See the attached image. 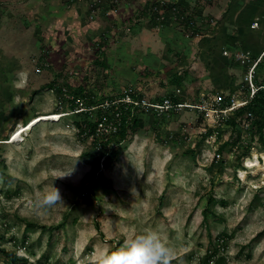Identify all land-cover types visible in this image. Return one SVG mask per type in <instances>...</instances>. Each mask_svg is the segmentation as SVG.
Returning a JSON list of instances; mask_svg holds the SVG:
<instances>
[{"label": "rangeland", "instance_id": "374dc122", "mask_svg": "<svg viewBox=\"0 0 264 264\" xmlns=\"http://www.w3.org/2000/svg\"><path fill=\"white\" fill-rule=\"evenodd\" d=\"M230 4L235 1L191 0L186 15L220 22ZM29 10L25 0H0L1 246L24 258L23 264H99L125 239L151 228L174 248L171 264H213L206 257L223 239L221 264H264V152L257 139L251 141L247 121L239 125L238 145L219 151L237 134L210 111L185 108L165 118L146 117L112 164L96 172L89 156L98 154L95 143L78 133L69 104L79 87L105 98L132 87L139 97L158 102L176 94L169 80L179 72L186 74L178 93L184 101L199 103L216 91L243 96L246 71L234 57L242 48L224 49L235 93L205 79L199 48H41L40 27L48 22L33 20ZM149 10L138 13L145 17ZM162 22L161 28L188 34L175 18ZM50 82L64 92L46 87ZM76 99L75 108L85 106ZM50 113L67 115L41 121L19 142H2ZM53 185L63 202L37 208V194ZM210 198L214 203L204 220ZM0 264H8L1 254Z\"/></svg>", "mask_w": 264, "mask_h": 264}, {"label": "trees", "instance_id": "16d2710c", "mask_svg": "<svg viewBox=\"0 0 264 264\" xmlns=\"http://www.w3.org/2000/svg\"><path fill=\"white\" fill-rule=\"evenodd\" d=\"M234 1L235 6L230 4L227 12L220 22H215L214 20L209 21L206 18H201V16L196 20L193 16L186 15V2L183 0H170L166 6L165 20L162 23H165V21L169 18H175L183 24V27L187 28L189 36L197 35L199 31L206 28L205 31H208L207 33L209 34L207 35L209 36H204L203 42H213L216 39H227L231 44L232 42L238 41L240 48H242L243 51L252 52L254 59H256L264 51V0H251L245 4L242 3V0ZM155 5L156 2L152 4L150 6V10H148L152 12L150 14V22L158 25L159 21L157 20V13L153 10ZM198 20H200V23H198ZM204 22H206L205 25H203ZM254 22L258 23L257 28L252 27ZM231 27L234 29V33L227 31ZM212 45H209V48H199L200 55L207 65L206 69L208 71V78L213 81L214 86L219 87L220 89H229V87H232L234 88L233 91L236 93L237 86L234 85L233 77L228 71V67L231 62L230 58L227 55H224L225 48H213ZM228 49L234 50L235 48ZM235 63L247 71V66L242 65L239 61H236ZM183 80L186 81V74L179 72V74H173L169 83L175 88L181 89L180 86L184 82ZM254 83L257 85L258 90L252 98H248L250 94V87L248 82H244L243 86L245 91L243 96L240 97L247 98L248 103L236 109L235 112L226 119L228 125L237 134L236 140H233L232 142L226 141L222 144L219 151H222L227 145H238L242 138V132L239 129V125L241 122L247 121L250 128L251 141L253 142L257 139L258 144L264 152V56L256 65ZM55 85V82H50L46 84V87H49L54 91L58 90L57 93L64 92ZM78 89L79 90L74 92L73 98L69 100V104L72 105L71 115L74 117V125L77 128L78 133L92 137V135L95 134L99 118L103 114L108 116L113 115V108H103L100 105L103 104L106 99L114 100L117 98H105L106 95L99 91L94 94L87 95L84 88L79 87ZM36 94L37 92L34 91L33 95ZM77 97L83 98L86 101V103H84L86 106L82 110L75 108L78 104V99H76ZM170 97L175 103L184 102V100H182L178 95H170ZM121 111L122 123L116 134L106 139H104V137L96 136L92 139L95 143V149L98 154H90L89 156L92 157V164L96 172L100 171L101 165L108 167L112 164V162L119 155L120 145L124 143V141H126L131 134L137 133L144 127V120L146 117H153L156 120L157 117L163 116L165 118L172 112L157 115L154 111L137 109L134 113H132L130 109H126L124 107L121 108ZM246 148L247 150L249 149L248 146H246ZM89 193L90 192H88V194ZM213 203L214 199L210 198L203 210L204 220L208 218V213L211 211L210 206ZM221 242L224 243V239ZM223 243H219L217 241L206 257L207 262L213 261V264H221L224 257L220 256L219 252ZM0 254L6 259L8 264H23L20 261H26L24 258H20L16 252L3 248L1 243Z\"/></svg>", "mask_w": 264, "mask_h": 264}, {"label": "crops", "instance_id": "0c3cea01", "mask_svg": "<svg viewBox=\"0 0 264 264\" xmlns=\"http://www.w3.org/2000/svg\"><path fill=\"white\" fill-rule=\"evenodd\" d=\"M150 1L119 0L115 10L105 3L94 13L92 20L89 19L92 14L90 0H25V3L30 8L29 15L33 20L39 18L48 22L40 27L45 37L41 48H79L81 51L84 48H209L212 44L213 48H235L234 51L240 48L238 41L230 44L227 39L203 42L204 36H209L205 30L189 37L171 25L161 28L150 23V14L140 17L138 13L145 8L146 11L150 9ZM183 1L188 4L191 0ZM129 24L131 30L127 31ZM227 31L234 33L232 27ZM205 79H210L208 74Z\"/></svg>", "mask_w": 264, "mask_h": 264}, {"label": "built area", "instance_id": "2783aa9c", "mask_svg": "<svg viewBox=\"0 0 264 264\" xmlns=\"http://www.w3.org/2000/svg\"><path fill=\"white\" fill-rule=\"evenodd\" d=\"M170 0H157L155 8L153 10L157 13V20L162 22L165 19L166 6ZM111 7V10H115L119 4V0H90L91 7V19L94 18V13L100 10V8L105 4ZM131 24L126 27L127 31L131 30ZM252 27H258V23L254 22ZM224 55L229 56L228 51H224ZM264 56V51L254 59L250 51H237L235 53V59L239 61L242 65L248 67L245 74V81L248 82L250 87V94L248 98H252L258 87L254 83V76L256 74V65ZM181 92L180 88L176 89V94ZM248 103L247 98L240 97L238 95L225 96L223 92H216L212 96H206L205 94L200 99L199 103H190L187 101L175 103L169 96L158 102H149L144 98L139 97L132 87L125 88L123 90L122 96L117 99L110 100L106 99L102 106L103 108H113V115L108 116L103 114L98 122L95 129V134L92 135V139L96 137H104V139L116 134L120 129L122 123V111L121 108L130 109L134 113L137 109L144 111H154L157 115L168 114L171 111L182 110L185 108L196 109L198 111H206L207 114L210 111L215 118L227 119L231 116L236 109L246 105ZM80 105H84V100L79 102ZM86 106V105H85ZM85 106L79 108V110L84 109ZM95 108V107H93ZM249 125V123H248ZM103 160V158H102Z\"/></svg>", "mask_w": 264, "mask_h": 264}, {"label": "clouds", "instance_id": "9594fccd", "mask_svg": "<svg viewBox=\"0 0 264 264\" xmlns=\"http://www.w3.org/2000/svg\"><path fill=\"white\" fill-rule=\"evenodd\" d=\"M60 202H63L61 193L54 185L38 193L35 200L37 208H50ZM174 257V248L157 230L148 228L125 239L123 245L110 254L102 255L99 264H171Z\"/></svg>", "mask_w": 264, "mask_h": 264}, {"label": "bare ground", "instance_id": "6f19581e", "mask_svg": "<svg viewBox=\"0 0 264 264\" xmlns=\"http://www.w3.org/2000/svg\"><path fill=\"white\" fill-rule=\"evenodd\" d=\"M65 115H67V114L66 113H50V114H44V115H40L38 117H35L30 122H28L26 125L19 126V128L17 129V131L12 136V140H10V141H2V142H4V143H11V144H13L14 142H19L20 140H22L21 137L27 131H31L41 121L43 122V120H60ZM253 166H257V165L256 164H253V162H248L247 167H253Z\"/></svg>", "mask_w": 264, "mask_h": 264}]
</instances>
